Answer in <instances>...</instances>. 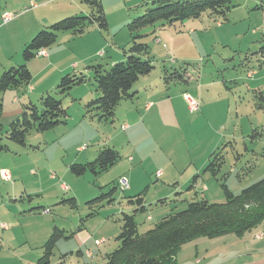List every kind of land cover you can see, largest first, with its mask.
I'll return each instance as SVG.
<instances>
[{
    "label": "rangeland",
    "instance_id": "obj_1",
    "mask_svg": "<svg viewBox=\"0 0 264 264\" xmlns=\"http://www.w3.org/2000/svg\"><path fill=\"white\" fill-rule=\"evenodd\" d=\"M101 2L108 22L102 35L110 42L105 51L127 50L131 47L127 24L150 7V0ZM256 2L238 0L237 7L222 20L202 16L174 26L157 24L142 32L144 36L138 41L149 47L154 66L151 76L162 77L164 70L185 73L187 79L194 80L191 89L198 91V85L203 84L208 96L203 100L208 121L188 116L184 119L187 127H175L171 135H165L166 146L156 150L144 135H139V142L133 146L145 159L143 165L129 163L117 143L125 139L128 132L119 131L120 122L116 117L113 123L90 120L85 104L75 99L78 92L87 95L94 91L92 70H86L87 82L72 88L68 97L51 90L67 113L62 119L64 123L43 133L31 130L25 146L4 140L7 149L0 152V224L9 227L8 231L0 230V264H37L55 227L62 234L51 250L49 264H102L105 254L119 245L116 238L122 214H133L138 232L142 234L167 215L184 210L193 198L224 202V187L236 195L264 178V115L257 108L253 94L255 90L264 91V11L254 10ZM35 3V9L31 8ZM87 12L88 7L81 0H0V69L3 64L22 63L21 56L20 60L16 59V52L40 29ZM6 13L12 19L2 24L1 15ZM32 28L35 31L30 33ZM70 35V32H61L50 50L67 48L66 37ZM66 53L56 57L57 65L63 63ZM9 57H12L11 63L6 61ZM96 61L90 66L105 62L101 58ZM184 87V82H171L168 90L187 91ZM32 102L37 105L38 99ZM253 131L260 135L252 136ZM204 132H214L210 142L221 138L216 149L206 155L209 160L210 155L221 148L224 159L220 171L215 177L209 172H200L196 181L199 187L194 185L193 189H188L193 176L187 186L181 187L192 160L189 156L195 149L191 145L198 148L199 153L208 148L200 143L206 141L202 139ZM107 145L121 152L120 162L98 176L88 171L82 176L70 172L71 165L91 162L98 150ZM128 145L126 143L124 148ZM5 171L11 181L4 178ZM163 171L164 177L155 176L156 172L162 175ZM120 178L131 183L130 189L125 193L118 189L113 201H103L93 209L97 212L92 211L87 203L113 188ZM60 185L68 190L63 191ZM202 186L207 187V191L202 190ZM15 194L16 199L11 197ZM138 194L142 195L144 212H135L137 206L128 202V198ZM68 199H74V204L67 202ZM19 206L24 208L21 213L17 210ZM43 208L50 214L40 213ZM31 209L33 211L29 212ZM91 213L94 215L89 216ZM263 225L248 233L258 234ZM100 240L103 243L98 247L95 242ZM189 247V255L186 248L178 253L176 264H195L198 259L195 244ZM85 251L91 252L93 258L87 257Z\"/></svg>",
    "mask_w": 264,
    "mask_h": 264
},
{
    "label": "trees",
    "instance_id": "obj_2",
    "mask_svg": "<svg viewBox=\"0 0 264 264\" xmlns=\"http://www.w3.org/2000/svg\"><path fill=\"white\" fill-rule=\"evenodd\" d=\"M255 1L257 5L254 10L264 11V0ZM81 2L88 7L86 15L75 14L40 29L29 43L22 47L20 53L22 63L2 71L0 113L4 93L30 85L32 75L27 63L36 57H42L38 55L39 51L47 50L54 45L61 32H70L71 38L75 39L93 29L100 32L107 30L108 22L101 0H81ZM237 2L238 0H150V7L146 8L141 16L127 24L131 47L122 51L124 60L109 67L98 64L87 66L83 72L64 74L59 79L54 92L61 97H68L72 88L87 82L86 70H92L95 85L93 93L96 98L85 103V113L89 115L90 120L113 123L119 104L132 99L135 96L133 87L136 82L140 77L149 75L154 69L148 45L138 41L143 38L142 32L146 28L157 24L174 26L183 20L199 19L202 16H207L214 21L222 20L237 7ZM31 8H34V5ZM162 77L165 85L171 82H188L187 75L178 71L169 73L164 70ZM51 92L40 96L37 105L33 102L26 104L22 115L7 127H3L0 123V152L7 149L4 140L25 146L26 136L31 130L43 133L64 123L62 119L67 116V113L62 106V101L56 99ZM253 94L257 108L264 115V91L255 90ZM262 132H264V126ZM256 135L260 134L253 131L252 136ZM120 159L118 152L109 146H103L98 150L94 160L85 164H73L70 166V172L82 176L88 171L98 176L114 166ZM223 159L221 148H219L210 155L203 173L209 172L215 177L216 172L220 171ZM198 178L199 174L193 176L188 189L194 188ZM113 185L114 187L109 191L101 193L87 203L92 211L97 212L93 209L99 207L103 201L114 200L117 184ZM224 189V202H210L203 197L193 198L184 210L167 215L153 228L142 234L138 232L134 215L122 214L120 232L116 238L119 245L112 252L105 254L102 264H176V256L182 246L187 243L199 238L218 239L227 236L240 238L264 224V178L243 188L236 195L225 187ZM66 201L74 204V199ZM128 202L137 206L135 212H144L141 194L128 198ZM32 211L33 209L29 210V212ZM93 215L94 213H91L89 216ZM61 234V230L56 227L53 229L43 246V253L37 264H49V255Z\"/></svg>",
    "mask_w": 264,
    "mask_h": 264
},
{
    "label": "crops",
    "instance_id": "obj_3",
    "mask_svg": "<svg viewBox=\"0 0 264 264\" xmlns=\"http://www.w3.org/2000/svg\"><path fill=\"white\" fill-rule=\"evenodd\" d=\"M31 3L32 2H30V4ZM36 6L37 4L35 3L34 9ZM34 29L35 28L30 29V33L35 31ZM66 39L68 44L67 48L64 47V49L57 48L52 50L49 48L45 50L44 56L41 58H35L27 63V67L33 76L29 86L22 90H11L4 93L2 97V111L0 114V123L3 127L20 117L24 112V106L26 104L32 102V100L39 99L43 94L50 93L52 89H55V87H51V85H57L59 79L64 74L82 72L86 66H90L97 58L104 59L105 62L101 65L107 67L124 60L123 53L119 50V47V49L115 48V51L112 49L105 51L108 49L110 42L108 41V38L103 37L102 32L97 29H93L79 38L72 39L70 35L67 36ZM21 50L22 48H20V52ZM56 51H58V53ZM66 51L68 53L65 54L63 63L57 65L56 57L64 54ZM20 52H16V59L18 60H20ZM106 54L108 56L104 58ZM11 58L12 57H9L6 61L11 63ZM37 61L38 63H35ZM9 67H11V64L10 66L4 64L1 65L0 74L4 69ZM34 68L37 69V72ZM247 76L249 77V74ZM188 79L186 87L184 88H187L189 91L170 92L168 90L169 85L166 86L162 77L159 75L151 76L150 73L147 76L140 77L133 87L135 96L130 100L121 102L116 108L115 117L117 118V121L120 122L121 128L119 131L125 133L128 132L126 134L127 137L117 143H119L122 151L128 156L127 160L129 163L136 165L144 164L143 161H145V159L143 156H140L137 148L133 146L137 141L139 142V135H144L147 143L150 142L149 144L155 146L157 150V147L166 146L168 144L165 135H171L173 128L179 127L180 129V127H187L188 122L184 121V119L188 116H192L191 118L194 120L200 118L208 121L206 113L207 107L205 101H203L208 96L206 92L203 91V84H199L198 91H196L190 87L192 85L191 82L194 80L192 78ZM187 96L196 100L200 104V110L196 114L188 112V105L186 102ZM94 97L95 94L93 91L87 93V95L78 92L75 99L78 100L80 104H85L90 98L93 99ZM203 113H205V115ZM123 126L126 127L124 130L122 128ZM215 133L217 134V131H215ZM152 134H154V136ZM202 135V139L206 141L202 143L201 140L200 143L208 148H205L204 152L199 153L197 152L198 148L191 145L195 148L193 151L196 152L197 155L193 152V157L192 155L189 156L192 160L188 165V171L186 169L185 178L181 180V183L184 185H180L181 187L187 186L192 176L203 172L208 163V160L206 159L208 151H213L216 149V146L220 144L221 138L218 137L214 142L208 141L214 138V132H204ZM158 136H160V139ZM126 143H129V145L125 149L124 145ZM202 145H200L199 148H202ZM163 154L165 153L163 152ZM119 155L121 156V159L119 160L120 162L123 156L121 155V152ZM164 176L165 171L162 172L161 177ZM128 184L130 189L131 183ZM195 185L199 187L197 182ZM60 186L63 191L68 190L65 186ZM202 190L207 191V187L204 186ZM16 194L13 196L11 195V197L16 199ZM23 209V207L19 206V209L17 210L20 212ZM11 210L14 213H17L15 208L13 209L12 207ZM43 210L47 209L39 210L41 211L40 213H42ZM8 229L9 227L7 225L0 224V230L2 232L8 231ZM190 244H195V255L198 258L195 260V264H264V225L258 234L252 232L245 234L240 238L235 236H227L218 239L199 238L182 246L180 252L186 248L185 252L189 255L191 252V247H189ZM86 252L89 251H85V253ZM89 253L92 255L91 252ZM188 255H185V257H188ZM91 258H93V255ZM229 259H232L233 261L229 262Z\"/></svg>",
    "mask_w": 264,
    "mask_h": 264
},
{
    "label": "built area",
    "instance_id": "obj_4",
    "mask_svg": "<svg viewBox=\"0 0 264 264\" xmlns=\"http://www.w3.org/2000/svg\"><path fill=\"white\" fill-rule=\"evenodd\" d=\"M12 19V16L10 14H3L2 15V24H6L7 22H9L10 20ZM39 56H44L45 55V50H40L39 53H38ZM186 102H187V105H188V111L192 114H196L198 111H199V108H200V105L199 103L192 99L191 97H186ZM123 130L126 128L125 126L122 127ZM3 176L6 180H10V176L8 174V172H3ZM156 176L157 177H160L161 176V172H157L156 173ZM117 187L118 189H120V192H125L129 189V184L127 182V180L125 178H120L118 181H117ZM44 213H48L47 210H45ZM103 241H96L95 242V245L96 246H100L102 245ZM88 257H92V255L89 253V252H86L85 253Z\"/></svg>",
    "mask_w": 264,
    "mask_h": 264
},
{
    "label": "clouds",
    "instance_id": "obj_5",
    "mask_svg": "<svg viewBox=\"0 0 264 264\" xmlns=\"http://www.w3.org/2000/svg\"><path fill=\"white\" fill-rule=\"evenodd\" d=\"M10 181H11V179H10ZM117 190H118V187H117ZM126 192V191H125ZM122 193V192H121ZM124 193V192H123ZM89 258H91V257H89Z\"/></svg>",
    "mask_w": 264,
    "mask_h": 264
}]
</instances>
